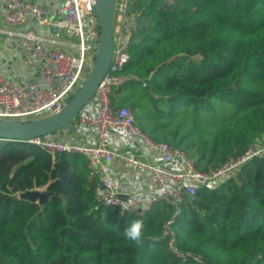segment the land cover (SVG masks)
Segmentation results:
<instances>
[{
  "label": "trees",
  "instance_id": "16d2710c",
  "mask_svg": "<svg viewBox=\"0 0 264 264\" xmlns=\"http://www.w3.org/2000/svg\"><path fill=\"white\" fill-rule=\"evenodd\" d=\"M130 76L114 89L156 141L184 149L209 170L264 139V0H136ZM234 111H229L230 107ZM46 186L44 207L20 193ZM87 159L25 140L0 141V264H264V157L176 207L144 213L99 205ZM201 261L176 256L164 236ZM144 221L143 247L124 229Z\"/></svg>",
  "mask_w": 264,
  "mask_h": 264
},
{
  "label": "built area",
  "instance_id": "2783aa9c",
  "mask_svg": "<svg viewBox=\"0 0 264 264\" xmlns=\"http://www.w3.org/2000/svg\"><path fill=\"white\" fill-rule=\"evenodd\" d=\"M165 2L171 5L176 0ZM97 3L98 0H0V44L6 52L0 50V119L26 121L50 115L60 111L78 91L99 48ZM140 15L136 0H116L112 61L95 95L77 115L71 129L61 128L25 141L54 158L62 152L85 156L99 205L112 207L120 214H141L159 200H166L175 205L176 216L185 195L194 196L204 185L216 187L235 176L252 158L264 157V142L256 141L242 155L202 170L181 147L153 139L137 122L130 106H114V89L130 79L120 70L129 59V37L141 24ZM79 132L80 137L73 136ZM114 161L129 165L133 177L146 179L157 190H126L114 173ZM174 216L164 224L169 248L179 258L200 262L199 254L178 248L171 227Z\"/></svg>",
  "mask_w": 264,
  "mask_h": 264
},
{
  "label": "water",
  "instance_id": "95a60500",
  "mask_svg": "<svg viewBox=\"0 0 264 264\" xmlns=\"http://www.w3.org/2000/svg\"><path fill=\"white\" fill-rule=\"evenodd\" d=\"M116 0H98L96 10L100 18V42L94 64L83 85L63 106L50 115L31 120L0 119V139L29 140L53 133L61 128L71 129L80 111L90 102L99 83L108 72L114 48V22ZM49 193L40 190H27L20 197L37 201L44 207Z\"/></svg>",
  "mask_w": 264,
  "mask_h": 264
},
{
  "label": "crops",
  "instance_id": "0c3cea01",
  "mask_svg": "<svg viewBox=\"0 0 264 264\" xmlns=\"http://www.w3.org/2000/svg\"><path fill=\"white\" fill-rule=\"evenodd\" d=\"M73 136L80 137L81 135L79 132V135H73ZM260 142H264V139L260 140L259 143ZM132 148L133 147H128L127 149L133 151ZM138 156L142 157L139 154ZM112 165H113L114 173L124 183L125 186L124 188L126 190L132 189L133 192H144V193L154 192L157 190V188H155L154 186L148 185L146 179L142 177L140 178L133 177V174L131 172V167L129 165L125 163H121L120 161H114Z\"/></svg>",
  "mask_w": 264,
  "mask_h": 264
},
{
  "label": "clouds",
  "instance_id": "9594fccd",
  "mask_svg": "<svg viewBox=\"0 0 264 264\" xmlns=\"http://www.w3.org/2000/svg\"><path fill=\"white\" fill-rule=\"evenodd\" d=\"M144 221L142 219L133 220L123 231L124 239L131 241L137 247H143L144 239Z\"/></svg>",
  "mask_w": 264,
  "mask_h": 264
},
{
  "label": "rangeland",
  "instance_id": "374dc122",
  "mask_svg": "<svg viewBox=\"0 0 264 264\" xmlns=\"http://www.w3.org/2000/svg\"><path fill=\"white\" fill-rule=\"evenodd\" d=\"M2 46H1V44H0V50L2 51V53H6L2 48H1ZM229 111L232 113L233 111H234V107L233 106H231L230 107V109H229ZM40 190V191H46V186H42V187H37V188H35V190Z\"/></svg>",
  "mask_w": 264,
  "mask_h": 264
}]
</instances>
